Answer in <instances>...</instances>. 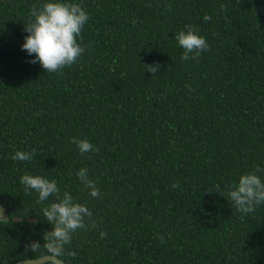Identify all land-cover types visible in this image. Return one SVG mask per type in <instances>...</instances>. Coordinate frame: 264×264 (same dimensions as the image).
<instances>
[{
  "label": "trees",
  "instance_id": "trees-1",
  "mask_svg": "<svg viewBox=\"0 0 264 264\" xmlns=\"http://www.w3.org/2000/svg\"><path fill=\"white\" fill-rule=\"evenodd\" d=\"M76 2L89 13L84 52L46 71L20 47L42 0H0V264L46 255L28 245L44 243L42 208L56 197L38 202L25 173L91 212L66 264H264V204L242 213L228 198L241 173L264 169V0ZM185 25L209 48L182 61ZM73 138L97 150L81 154Z\"/></svg>",
  "mask_w": 264,
  "mask_h": 264
},
{
  "label": "clouds",
  "instance_id": "clouds-1",
  "mask_svg": "<svg viewBox=\"0 0 264 264\" xmlns=\"http://www.w3.org/2000/svg\"><path fill=\"white\" fill-rule=\"evenodd\" d=\"M30 17L29 22L24 23L26 35L20 46L21 50L26 51L31 57L29 62H38L46 71H57L73 64L82 55L84 48L78 42V38L89 20V13L80 2L42 0L40 6L32 8ZM210 19L207 14L203 16L205 21ZM175 39L184 49L182 61L196 59L209 48L206 38L192 25H185L175 34ZM158 67L148 66V72L155 74ZM72 142L76 144L81 154L97 150L86 139L73 138ZM12 158L20 161L31 160L33 153L17 150ZM262 171L264 169L255 166V170L241 173L235 184L230 186L228 198L242 213H251L258 205L264 204V178L258 174ZM75 175L90 196H100V189L89 178L86 167L79 168ZM19 182L25 191H35L38 202L47 201L50 196L56 197L42 208L44 221L51 225V230H45L43 233L44 243L33 241L28 247L33 252L41 246L46 250V255L40 258L43 264H64L62 257L65 255V246L70 244L77 229L85 227V217L91 216L89 208L77 202L68 191H64L61 196L55 179L41 174L25 173L19 177ZM69 254L74 256L75 252Z\"/></svg>",
  "mask_w": 264,
  "mask_h": 264
},
{
  "label": "water",
  "instance_id": "water-1",
  "mask_svg": "<svg viewBox=\"0 0 264 264\" xmlns=\"http://www.w3.org/2000/svg\"><path fill=\"white\" fill-rule=\"evenodd\" d=\"M1 221H8V217L5 213V209L0 205V222ZM15 221H20V219H15ZM40 258L41 257H38L36 259H24L17 262L16 264H43V260ZM64 264L66 263L64 262Z\"/></svg>",
  "mask_w": 264,
  "mask_h": 264
},
{
  "label": "flooded vegetation",
  "instance_id": "flooded-vegetation-1",
  "mask_svg": "<svg viewBox=\"0 0 264 264\" xmlns=\"http://www.w3.org/2000/svg\"><path fill=\"white\" fill-rule=\"evenodd\" d=\"M0 205L5 209V213H6V215H7V217H8V221H9V219H10V217L8 216V214H7V209L0 203ZM20 219V221H17V222H21L22 220H29V219H23L21 216H17V217H12L11 219H12V221H15V219ZM8 221H1V222H8ZM0 222V223H1ZM16 222V221H15ZM0 260L1 261H4V259L3 258H1L0 257ZM16 264V263H15Z\"/></svg>",
  "mask_w": 264,
  "mask_h": 264
}]
</instances>
